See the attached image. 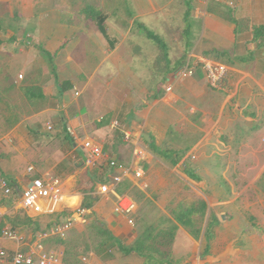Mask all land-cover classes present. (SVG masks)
I'll use <instances>...</instances> for the list:
<instances>
[{"label": "crops", "instance_id": "0c3cea01", "mask_svg": "<svg viewBox=\"0 0 264 264\" xmlns=\"http://www.w3.org/2000/svg\"><path fill=\"white\" fill-rule=\"evenodd\" d=\"M127 1L129 10H117L122 23L112 19L111 10L107 17L97 14L86 21L88 7L67 6L61 24L56 18L32 24L23 39H8L12 50L0 48L5 52L0 58V236L10 227L25 237L21 243L0 238L9 251L28 250L42 239L47 250L61 256L59 264H148L132 249L139 233L127 222L134 219L139 196L130 194L137 202L133 214L116 209L117 194L144 188L136 172L185 171L188 179L200 180L197 171L218 169L212 145H224L227 152L226 131L235 141L240 121H247L256 142L264 139V31L254 34L255 27H264V0ZM146 16L159 29L153 31L162 45L142 40L139 24L146 26ZM204 60L228 67L221 86L211 85ZM185 66L195 73L177 76ZM18 70L26 73L22 86L15 84ZM29 91L46 97H31ZM86 143L107 157L90 163ZM111 160L121 169L111 167ZM48 171L63 179L66 200L56 216L22 205L26 186ZM112 173H122L123 181L104 194L102 183L115 187ZM4 179L9 194L1 187ZM79 207L86 212L78 213ZM71 215L76 221L65 239L39 236ZM249 239L252 249L228 247L219 260L210 254L208 241L209 252L198 264H264V244ZM253 252L255 261L249 258ZM133 254L144 261L137 263Z\"/></svg>", "mask_w": 264, "mask_h": 264}, {"label": "rangeland", "instance_id": "374dc122", "mask_svg": "<svg viewBox=\"0 0 264 264\" xmlns=\"http://www.w3.org/2000/svg\"><path fill=\"white\" fill-rule=\"evenodd\" d=\"M131 5L127 0H0V24L3 26L0 29V48L12 50L8 47V39L11 36L23 39L26 29H30L32 24L53 23L55 18L57 21H54L61 24V11L67 6L80 11L92 7L105 17L111 10L112 19L122 23V16L117 10H129ZM90 15L96 13L83 17L87 21ZM150 19L146 16L142 20L149 29L158 33L159 29L151 25ZM32 37L34 40L35 36ZM147 38L143 33L142 40L149 41ZM1 49L0 58H3L5 52ZM18 71L15 84L22 86L27 81L26 73ZM240 122L243 125L236 133L235 141L233 134L226 131L229 137L227 152L224 145H212L210 152L218 151L215 154L220 158L215 161L218 169L197 171L200 180L188 179L185 171H144L139 177L144 183L141 192L128 191L141 200L133 217L139 233L133 246L139 243L145 255L169 259L173 264H198L204 261L200 258L206 255V232L210 225L213 232L210 254L215 256L214 260H219L222 251L228 247L252 249L249 239L252 236L255 243L264 244V139L259 137L256 142V135L248 131L247 121ZM253 123L252 126L255 125ZM196 154L199 155V152ZM190 161H197V158ZM161 178H164V183H161ZM129 189L128 186L125 191ZM64 200L63 196L62 202L55 204V213L51 216L58 215ZM180 214L191 219L188 225L179 221ZM108 253L111 255L110 251ZM133 256L137 263L144 261L142 257ZM249 258L256 260L254 252Z\"/></svg>", "mask_w": 264, "mask_h": 264}, {"label": "built area", "instance_id": "2783aa9c", "mask_svg": "<svg viewBox=\"0 0 264 264\" xmlns=\"http://www.w3.org/2000/svg\"><path fill=\"white\" fill-rule=\"evenodd\" d=\"M204 67L207 71V76L213 87H219L222 85L228 74V67L220 62L216 61H203ZM195 73V68L191 66H185L177 69L176 74L179 77L185 78L191 76ZM23 78V75H20ZM168 91L172 90V85L167 87ZM116 125H119L116 122ZM48 130L52 131L54 126L52 124L48 125ZM68 131L75 135L72 128H68ZM126 138L129 139V135L125 134ZM86 147L89 150V161L94 163L95 161L105 159L106 153L99 148L94 146L91 143H86ZM136 155L140 154V150L136 149L134 152ZM110 165L113 168L121 169V165L115 160L110 161ZM30 171L34 170V167L29 169ZM144 170L141 168L136 172L138 177L142 176ZM112 181L115 187L111 188L110 183L101 184V191L104 194H108L111 191L116 190L118 186L123 181L122 173H112ZM1 187L5 189L7 194L11 193L12 189L8 185L7 180L1 181ZM63 199V179L59 175L53 173L52 171L46 172L40 177H35L30 183L26 186L22 195V205L26 210H29L35 214L43 213H54L55 203L62 202ZM117 211L123 213L124 215H131L137 210V202L130 194H117ZM87 209L79 207L77 212L81 215L86 212ZM76 217L73 215L70 218L54 223L50 228L45 229L39 233L41 238H46L48 236H58L59 238L65 239L72 228ZM129 225H134V219L130 218L127 221ZM0 238H6L15 240L18 243L24 241L25 237L19 231L7 227L2 231ZM0 260L10 261L12 264H59L61 261V256L53 251L47 250L44 247L42 239H40L34 246H31L28 250H21L20 248L9 251L0 245Z\"/></svg>", "mask_w": 264, "mask_h": 264}, {"label": "trees", "instance_id": "16d2710c", "mask_svg": "<svg viewBox=\"0 0 264 264\" xmlns=\"http://www.w3.org/2000/svg\"><path fill=\"white\" fill-rule=\"evenodd\" d=\"M87 9L89 10L87 13L93 14V13L95 12V10H94V12L91 11V10L94 9V8H92V7H88ZM97 14H99V13L97 12L96 15H97ZM96 15H94L93 18H95ZM87 17H88V16H87ZM90 17H91V15L89 16V18H90ZM238 22H239V21H238ZM139 25H140V27H141L142 32H144V33L147 35V37L151 38V39L154 40L155 42H158L160 45L163 44L161 38L159 37V35H157L153 30H150L149 28H147L146 26H144V25L141 24V23H140ZM240 25H241V24H240ZM0 27H1V25H0ZM254 31H255V32H254L255 36L258 37V36H260V35L262 34V32L264 31V27H262V26L255 27V28H254ZM32 89H33V88H32ZM34 90L37 91V90H40V89L36 88V89H34ZM35 91H34V92H33V91H29V95H31V97H35V98H45V97H46V95H45L43 92L36 93ZM160 154L165 155V157L167 156L165 152H161ZM174 162L176 163V161H174ZM198 178H199V177H198ZM105 183H108V182H105ZM102 184H104V183H102ZM178 219H179V221H180L181 223H183L184 225H188L189 221L191 220L190 218H185V215H184V214H180V215L178 216ZM206 233H207V234H206V235H207V239H208V241H210V239L213 237L212 225H210V226L207 228V232H206ZM132 249H133V250H136L140 255L145 256V258H146L148 264H156L157 262H158V263H161L162 260H163V262H164L165 264L171 263V261H170L169 259L157 258L155 255H145V254L143 253V251H142V247H141V245H140L139 243H137L136 245H134V246L132 247ZM208 252H209V250H208V247H207L205 253H208Z\"/></svg>", "mask_w": 264, "mask_h": 264}, {"label": "water", "instance_id": "95a60500", "mask_svg": "<svg viewBox=\"0 0 264 264\" xmlns=\"http://www.w3.org/2000/svg\"><path fill=\"white\" fill-rule=\"evenodd\" d=\"M146 138H148V139H149V137H148V136H146Z\"/></svg>", "mask_w": 264, "mask_h": 264}]
</instances>
